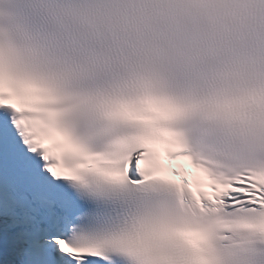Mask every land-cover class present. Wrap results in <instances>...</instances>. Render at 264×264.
<instances>
[{
	"label": "snow or ice",
	"instance_id": "obj_1",
	"mask_svg": "<svg viewBox=\"0 0 264 264\" xmlns=\"http://www.w3.org/2000/svg\"><path fill=\"white\" fill-rule=\"evenodd\" d=\"M0 264H264V0H0Z\"/></svg>",
	"mask_w": 264,
	"mask_h": 264
}]
</instances>
